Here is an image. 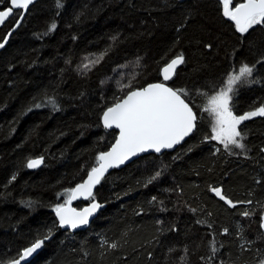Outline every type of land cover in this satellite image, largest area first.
<instances>
[{
	"label": "trees",
	"instance_id": "1",
	"mask_svg": "<svg viewBox=\"0 0 264 264\" xmlns=\"http://www.w3.org/2000/svg\"><path fill=\"white\" fill-rule=\"evenodd\" d=\"M9 4L0 0V11ZM222 8L221 0H38L29 9L0 53V264L45 237L30 264H264V116L239 126L243 149L225 150L210 138L205 110L245 64L253 74L235 85L230 107H264V25L242 35ZM19 18L0 29V43ZM181 54L168 85L196 112L195 133L173 153L110 173L90 200L106 205L90 228L61 231L55 208L116 139L103 113L162 82ZM37 159L43 166L31 171Z\"/></svg>",
	"mask_w": 264,
	"mask_h": 264
},
{
	"label": "snow or ice",
	"instance_id": "2",
	"mask_svg": "<svg viewBox=\"0 0 264 264\" xmlns=\"http://www.w3.org/2000/svg\"><path fill=\"white\" fill-rule=\"evenodd\" d=\"M9 2L10 7L0 11V24H3L13 14L22 19V12L14 13V10L27 11L33 4V0H9ZM222 4L223 16L234 23L236 31L240 34L248 33L256 25H264V0H242L235 6H232V0H222ZM51 28L54 29L55 24L51 25ZM3 47L4 43H0V48ZM184 62V57L181 54L164 66L162 68L164 81L170 80L175 74L176 68ZM252 74L253 66L246 64L240 66L236 73L227 76L226 86L208 99L205 110L215 117L210 138L223 145L225 150H228L229 146L243 149L245 146L241 142L243 137L239 126L252 117L264 116V107L244 114H234L230 107L232 93L235 91L234 85L251 77ZM39 106L37 105V107ZM102 119L105 128L119 130L118 139L110 151L101 153L97 157L98 166L91 169L87 180L69 191L65 204L55 208L61 227L68 226L75 229L88 223V216L99 207L98 204L93 203L91 208H85L82 212L67 207V205L79 196H83L85 199L92 197L93 188L100 183L109 168L118 167L139 153L149 150L159 153L162 149H171L180 144L185 137L193 132L197 116L189 103L182 98L180 92L165 83L157 82L141 89L129 91L121 100L107 108ZM40 163V160H31L27 166L33 168ZM213 191L229 206L237 207V204L227 199L220 189L214 188ZM246 203H250V201ZM242 214L249 215L247 211ZM44 239H37L31 246L23 249L19 257L12 261V264H21L22 261L32 256L42 247Z\"/></svg>",
	"mask_w": 264,
	"mask_h": 264
},
{
	"label": "water",
	"instance_id": "3",
	"mask_svg": "<svg viewBox=\"0 0 264 264\" xmlns=\"http://www.w3.org/2000/svg\"><path fill=\"white\" fill-rule=\"evenodd\" d=\"M37 1H38V0H33V4H31V5L29 6V9H30V8H31V7L37 2ZM221 1H222V0H221ZM9 7H10V4H9ZM29 9H28L27 11H23V10H21V9H15V10H14V13H15V12H22V14H23V18H22V19L19 18V20H18V22L16 23V25L14 26V28L8 33L6 39H5L4 42H3V43H4V47H3V48H0V53H1L2 51L5 50V48L7 47V45H8V43H9V41H10L12 35L18 30V28H19V27L21 26V24L23 23V21H24L26 15H27ZM13 16H14V14L11 15V16H9V17L4 21L3 24H0V29H2V28L7 24V22H8ZM229 21H230V20H229ZM230 22L234 25V23H233L232 21H230ZM5 41H6V42H5ZM182 65H183V64H180V65L176 68L175 74H174V75L172 76V78H171L170 80H168V81H164V79H163V74H162V71H161L162 82H160V83H165V84L168 85V83H169V82L175 77L177 71L179 70V68H180ZM168 86H169V85H168ZM185 101H186V100H185ZM187 103H188V102H187ZM189 106H190V104H189ZM190 107H191V106H190ZM192 109H193V108H192ZM193 111H194V110H193ZM194 113L196 114L195 111H194ZM196 116H197V114H196ZM197 123H198V116H197V120H196V127L194 128L193 132H192L189 136L185 137V139H184L183 141H181L180 144L175 145L173 148H171V149H162L161 152H159V153H156V152H154V151H152V150H149L148 152H142V153L137 154L136 156H133V157L129 158V159L126 160L123 164H120L118 167H111V168H109V169L107 170V172H105L103 178L100 180V183L97 184V185H95V187L93 188V190H92V193H93L92 197H89V198L85 199L83 196H79V197H77L76 199H73V200L71 201V204L67 205V207L73 208V209H75V210L78 211V212H82L85 208H91V205H92L93 203L98 204L99 207L96 208V209L92 212V214L88 216V223H87V224H82V225H80L79 227H77V228H75V229L70 228V227H68V226L61 227L60 224H59V218H58V216H57L56 213H55V218H56V220H57V222H58V227H59V229H60L61 231H63V232H71V233H79V232L87 231V230L90 228V226H91V224L93 223V221H95V220L97 219V217L99 216V214H100L102 211H104V210L106 209V205H105V204H101V203H99L98 201H90V200L93 198L95 192L97 191V188L99 187V185L101 184V182L103 181V179H105V178H106L110 173H112L113 171H119V170H122V169H124L125 167H127L128 165L132 164L133 162L139 160V159L142 158V157L150 156V155H155V156H157V157H160V156H162V155H164V154H166V153H173V152H175L179 147H181L182 145H184V143H185V142H186V141H187V140H188V139H189V138L195 133L196 128H197ZM102 125H103V127H104L103 119H102ZM104 129H106V130L109 131V132H115V133L117 134V135H116V139H115L114 143L112 144V146H113V145L115 144L116 140L118 139L119 130H118V129H115V128H105V127H104ZM112 146L108 149V151L111 150ZM108 151H106V152H108ZM37 160H40L41 163H40L38 166H36V167L29 168L31 171H37V170H39V169L43 166V160H42V159H37ZM97 166H98V165H97ZM97 166H96V167H97ZM87 176H88V175H87ZM86 180H87V177L85 178L84 181H86ZM84 181H83V182H84ZM83 182H82V183H83ZM80 184H81V183H80ZM76 187H77V186H76ZM76 187H75V188H76ZM88 201H90V202H89L87 205H85L84 207H82L81 209H77V208L75 207V205H76L77 203L88 202ZM262 225H264V217H263V220H262V223H261V229H262V231H263V233H264V227H262ZM50 240H51V237H50V238H47V239H44V243H43L42 247L39 248L35 253H33L32 256L28 257L25 261H22L21 264H30V263H31V262H32V261H33V260H34V259H35V258H36V257H37V256H38V255L44 250V249H45V245H46L48 242H50ZM9 264H12V262L9 263Z\"/></svg>",
	"mask_w": 264,
	"mask_h": 264
},
{
	"label": "rangeland",
	"instance_id": "4",
	"mask_svg": "<svg viewBox=\"0 0 264 264\" xmlns=\"http://www.w3.org/2000/svg\"><path fill=\"white\" fill-rule=\"evenodd\" d=\"M234 87H235V85H234ZM209 116H211L212 117V124H213V126H214V124H215V117H214V115L212 114V113H209Z\"/></svg>",
	"mask_w": 264,
	"mask_h": 264
}]
</instances>
